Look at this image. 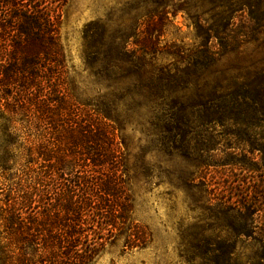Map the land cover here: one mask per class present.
Listing matches in <instances>:
<instances>
[{
    "label": "trees",
    "instance_id": "trees-1",
    "mask_svg": "<svg viewBox=\"0 0 264 264\" xmlns=\"http://www.w3.org/2000/svg\"><path fill=\"white\" fill-rule=\"evenodd\" d=\"M66 2L0 0V264H91L116 232L125 234L129 247L146 244L130 219L126 168L116 140L124 120L122 97L113 92L125 79L118 73L124 62L133 68L138 95L159 109L156 128L170 134V148L184 140L189 132L182 127L190 129L193 122L239 127L249 145V134L260 135L257 129L264 128L261 62L252 56L216 69L221 56L258 41L264 0H199L201 44L186 50L156 46L154 32L170 21L167 2L152 1L156 7L140 24L132 59L113 54L105 47L104 30L90 26L84 34L88 66L102 68L96 74L107 91L87 104L73 98L66 80L61 41ZM159 51L175 62L148 76L143 57ZM20 149L21 162L15 161ZM252 184L238 192L232 209L245 218L237 233L257 250L242 263L236 244L206 238L201 254L212 264H264V219H256L264 209V186L258 190Z\"/></svg>",
    "mask_w": 264,
    "mask_h": 264
},
{
    "label": "rangeland",
    "instance_id": "rangeland-1",
    "mask_svg": "<svg viewBox=\"0 0 264 264\" xmlns=\"http://www.w3.org/2000/svg\"><path fill=\"white\" fill-rule=\"evenodd\" d=\"M152 1L156 0H67L61 9V41L66 80L74 99L87 104L107 91L106 82L96 74L102 68L88 66L87 28L94 25L104 30L105 47L132 59L138 54L133 43L140 24L156 7ZM162 1L167 2L164 8L170 22L154 32L156 46L175 44L186 50L201 44L196 16L204 8L199 0ZM250 57L260 61L264 70V26L257 42L221 56L216 69H228ZM143 58L148 76L154 68L175 62L163 51ZM132 70L125 62L118 70L125 79L113 93L122 97L119 111L124 121L116 140L126 168L130 219L139 225L146 244L129 247L125 234L116 232L91 264H212L209 256L201 254L206 238L236 244L237 256L246 262L258 245L239 236L237 230L245 218H238L232 207L238 192L253 188V182L258 190L264 186V149L260 151L264 148V128L257 129L260 135L249 134V145L245 140L248 134L239 133V127L211 124L204 128L193 122L190 129L182 127L189 132L184 140L170 148V134L156 128L159 109L138 95L141 88ZM18 152L15 161L21 162L25 151ZM238 184L241 187H235ZM263 210L256 214L258 222H263Z\"/></svg>",
    "mask_w": 264,
    "mask_h": 264
}]
</instances>
